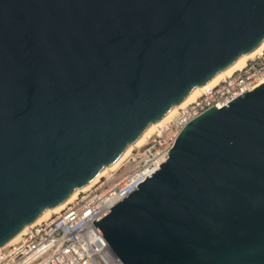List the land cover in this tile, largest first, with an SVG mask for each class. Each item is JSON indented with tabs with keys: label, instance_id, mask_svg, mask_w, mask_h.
Segmentation results:
<instances>
[{
	"label": "water",
	"instance_id": "1",
	"mask_svg": "<svg viewBox=\"0 0 264 264\" xmlns=\"http://www.w3.org/2000/svg\"><path fill=\"white\" fill-rule=\"evenodd\" d=\"M263 39L264 0H0V246ZM93 222L124 264H264V81Z\"/></svg>",
	"mask_w": 264,
	"mask_h": 264
},
{
	"label": "built area",
	"instance_id": "2",
	"mask_svg": "<svg viewBox=\"0 0 264 264\" xmlns=\"http://www.w3.org/2000/svg\"><path fill=\"white\" fill-rule=\"evenodd\" d=\"M264 81V50L245 65L206 88L134 147L118 169L80 191L49 218L28 225L20 238L0 246V264H124L94 224L157 170L184 125L207 109L221 108Z\"/></svg>",
	"mask_w": 264,
	"mask_h": 264
},
{
	"label": "bare ground",
	"instance_id": "3",
	"mask_svg": "<svg viewBox=\"0 0 264 264\" xmlns=\"http://www.w3.org/2000/svg\"><path fill=\"white\" fill-rule=\"evenodd\" d=\"M262 50H264V39L251 51L246 52L241 54L231 65L227 66L226 68L220 70L219 72H217L210 80H208L207 82L201 84V85H197L195 86L189 93L188 95L182 99L179 103L175 104L174 106H172L168 112L161 117L159 120L154 121L152 123H150L145 130L143 131V133L132 143H130L125 150L120 154V156L111 164L103 167L98 174L87 184H85L84 186L75 189L69 196L68 198H66L63 202L59 203L58 205L52 207V208H47L46 210H44L33 222H31L30 224H34L37 223L39 221H42L44 219L49 218L53 213L58 212L60 209H62L68 202L72 201L77 194L80 191L83 190H87L88 188H90L91 186H93L98 180L99 178H101L104 175H108L110 174L112 171L118 169V167L122 164V162L128 157V155L131 153L132 149L134 147H138L141 146L142 144H144L146 142V140L148 139V137H150L152 134H154V132L157 130V127L159 125H162L164 122H166L168 119H170L177 111V109L181 106L186 105L187 103L191 102L192 100H194L197 96H199L206 88L211 87L212 85L216 84L217 82H219L221 79H223L224 77H226L227 75L231 74L233 71H235L236 69H239L241 67H243L245 65V63L248 61V59L255 57L257 54H259ZM28 224V225H30ZM28 225H26L18 234H16L13 238H11L6 244L4 245H8L11 244L15 241H17L20 236L22 235V233L25 231L26 227H28Z\"/></svg>",
	"mask_w": 264,
	"mask_h": 264
}]
</instances>
